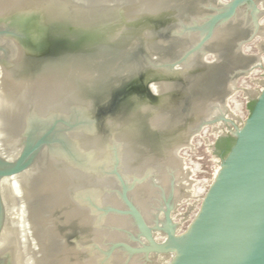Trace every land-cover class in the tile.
<instances>
[{"label": "water", "instance_id": "1", "mask_svg": "<svg viewBox=\"0 0 264 264\" xmlns=\"http://www.w3.org/2000/svg\"><path fill=\"white\" fill-rule=\"evenodd\" d=\"M218 6L234 108L264 221V0H218Z\"/></svg>", "mask_w": 264, "mask_h": 264}, {"label": "trees", "instance_id": "2", "mask_svg": "<svg viewBox=\"0 0 264 264\" xmlns=\"http://www.w3.org/2000/svg\"><path fill=\"white\" fill-rule=\"evenodd\" d=\"M252 105H253V102L250 103V110H251V108H252Z\"/></svg>", "mask_w": 264, "mask_h": 264}]
</instances>
